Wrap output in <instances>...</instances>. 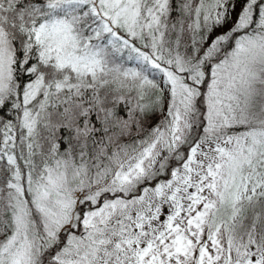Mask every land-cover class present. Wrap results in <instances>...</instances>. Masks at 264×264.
<instances>
[{
	"label": "snow or ice",
	"instance_id": "6c2138e0",
	"mask_svg": "<svg viewBox=\"0 0 264 264\" xmlns=\"http://www.w3.org/2000/svg\"><path fill=\"white\" fill-rule=\"evenodd\" d=\"M0 264H264V0H0Z\"/></svg>",
	"mask_w": 264,
	"mask_h": 264
}]
</instances>
